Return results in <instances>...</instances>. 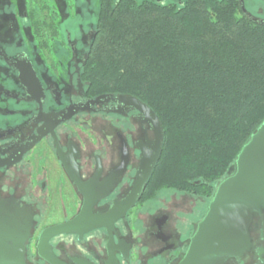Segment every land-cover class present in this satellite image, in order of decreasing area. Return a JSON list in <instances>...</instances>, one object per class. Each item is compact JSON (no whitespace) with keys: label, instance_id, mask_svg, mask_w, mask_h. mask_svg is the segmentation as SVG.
<instances>
[{"label":"flooded vegetation","instance_id":"flooded-vegetation-1","mask_svg":"<svg viewBox=\"0 0 264 264\" xmlns=\"http://www.w3.org/2000/svg\"><path fill=\"white\" fill-rule=\"evenodd\" d=\"M210 1L229 2L237 17L264 25V0ZM25 2L27 23L19 25L13 0H0V201L19 203L32 216L27 264H49L38 253L41 232L73 221L86 201L91 215L74 225L80 231L49 240L65 264H176L193 233L187 226L197 202L185 218L179 202L143 201L142 194L113 223L84 231L128 196L141 146L155 138L150 118L118 100L120 94L91 91L86 71L98 35L91 24L107 0ZM20 27L30 29L34 46L24 47ZM26 62L42 93H29L22 82ZM102 95L108 98L96 102ZM249 232L250 248L226 264H264V206L253 213Z\"/></svg>","mask_w":264,"mask_h":264},{"label":"trees","instance_id":"trees-1","mask_svg":"<svg viewBox=\"0 0 264 264\" xmlns=\"http://www.w3.org/2000/svg\"><path fill=\"white\" fill-rule=\"evenodd\" d=\"M235 13L210 0H107L102 9L86 71L91 91L138 97L164 132L143 201L168 190L211 199L264 121V25Z\"/></svg>","mask_w":264,"mask_h":264},{"label":"water","instance_id":"water-1","mask_svg":"<svg viewBox=\"0 0 264 264\" xmlns=\"http://www.w3.org/2000/svg\"><path fill=\"white\" fill-rule=\"evenodd\" d=\"M20 78L29 93H42V87L30 63L20 68ZM108 95L99 96L96 102ZM121 102L150 118L153 140L141 146L139 168L131 192L116 201L105 215L94 217L84 231L113 223L141 199L163 150L164 132L157 113L133 95L120 94ZM264 206V121L252 133L234 162V171L215 185L213 196L190 236L188 246L176 264H226L250 248L252 215ZM91 215V204H84L71 222L55 225L41 232L38 253L49 264H65L53 252L49 240L58 234L80 231L75 224ZM32 216L19 203L0 201V264H27L26 248L31 234Z\"/></svg>","mask_w":264,"mask_h":264},{"label":"rangeland","instance_id":"rangeland-1","mask_svg":"<svg viewBox=\"0 0 264 264\" xmlns=\"http://www.w3.org/2000/svg\"><path fill=\"white\" fill-rule=\"evenodd\" d=\"M26 0H13L14 2V6L12 8V11H14V15H17V24L21 25L22 23L25 24L27 22H25L23 19V14L26 13L27 11H25L26 9L28 10L26 5ZM63 4V3H61ZM98 8L96 7V12H97ZM64 11V10H63ZM96 14V17L93 20V24H91V28L93 30L97 29V23L99 20V16H97L98 14ZM16 19V18H15ZM20 31V37H21V41L24 43V47H32L34 46V44H36V41H33V35L32 33H30V29H22L20 27L19 29ZM33 41V43H32ZM54 46H56V44H54ZM157 198H161L162 200H171L172 202H179V204L177 203H173L175 206H177L178 209L183 210V212L180 213L181 216H184L185 218L186 215L189 213L190 209L194 206V204L197 202V205L199 207V211L196 210L194 211V214L192 215V217L190 216L188 219V226H187V232L191 231L193 232L196 224L198 223V221L202 218V216L204 215V212L206 211L208 204H209V200H205L203 198H198V197H193L191 195L188 194H181L178 193L176 191L173 190H168V191H162L158 197L155 198V200ZM174 214L176 213V209L172 211Z\"/></svg>","mask_w":264,"mask_h":264}]
</instances>
